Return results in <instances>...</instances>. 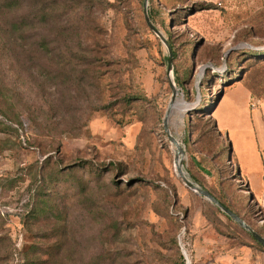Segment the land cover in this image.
Returning a JSON list of instances; mask_svg holds the SVG:
<instances>
[{
	"label": "rangeland",
	"instance_id": "rangeland-1",
	"mask_svg": "<svg viewBox=\"0 0 264 264\" xmlns=\"http://www.w3.org/2000/svg\"><path fill=\"white\" fill-rule=\"evenodd\" d=\"M145 2L22 0L24 30L3 40L0 27V120L18 129L0 132L14 142L0 153V264H264L249 253L264 246L178 175L164 126L173 74L184 170L264 236V107L224 94L212 113L242 77L264 89V0H148L171 70ZM215 115L253 201L218 156Z\"/></svg>",
	"mask_w": 264,
	"mask_h": 264
},
{
	"label": "trees",
	"instance_id": "trees-1",
	"mask_svg": "<svg viewBox=\"0 0 264 264\" xmlns=\"http://www.w3.org/2000/svg\"><path fill=\"white\" fill-rule=\"evenodd\" d=\"M21 6H22V0H0V21L2 24V26H0V27H1L2 32H4V36L6 37V38L2 37L3 40H5L7 38H9L11 40L10 37H12V39H14L16 37L15 33L24 30V26L28 22V19L25 20L23 17H21V18L14 17L13 18L15 12H18L21 9ZM35 11L37 13V9ZM2 39H0V42L3 41ZM241 80L243 82V85L251 91L252 95L255 98H264V89L255 90V87L247 80L246 77H244V78L242 77ZM223 88H224V93H225V91L229 87H227V88L223 87ZM223 95H221V90H220L217 100H214L215 106L213 108L212 113L214 112L215 108L217 107V105H218V103H219V101ZM212 117H213L214 128L218 132V134L221 136L223 134V132L219 130L214 116H212ZM190 118L193 121L195 117L192 114L190 116ZM7 129H10L12 132L18 131V129H14L11 125H7V124L5 125L0 120V132H5V131H7ZM226 140H227V138L225 136V144H226ZM225 144H223L219 147L218 156L219 157H226L230 164H232V165L235 164V166H236L235 168H236V172H237V181L241 182L242 185H244L246 187V190H248L247 195L250 198V200L253 201L254 194L250 188V185L247 184V182L243 179L241 172L238 169V165H237L235 158H234L233 149H231V150L228 149L227 156L223 152V149L225 148ZM13 146H14V142H13V144L10 145L9 143L3 141V139H0V153H2L6 149L12 148ZM38 193H41L40 190H38ZM218 199L221 200L220 198H218ZM221 202H223L225 205H227L229 208H231L233 211H235L230 205H228L224 201L221 200ZM32 212L33 213L37 212L36 208L32 209ZM236 213L238 214V212H236ZM247 222L251 226H254L251 221L247 220ZM257 231L259 233H262L261 230H259V229H257ZM254 240L257 242L256 239H254ZM258 245L261 246L260 244H258ZM47 255H48V258H50L52 254L49 253ZM33 259L34 258L30 257V255L26 254V258H25L23 264H34ZM47 259L42 260L40 257H38L37 260H41V262H47Z\"/></svg>",
	"mask_w": 264,
	"mask_h": 264
},
{
	"label": "water",
	"instance_id": "water-1",
	"mask_svg": "<svg viewBox=\"0 0 264 264\" xmlns=\"http://www.w3.org/2000/svg\"><path fill=\"white\" fill-rule=\"evenodd\" d=\"M144 13H145V19L147 24L149 25V27L155 31L165 42V44L168 46L169 48V61H170V70L173 68V58H174V51L172 46L170 45V43L168 42V40H166L163 35L161 34V32L157 29V27L153 24L152 20H151V16L149 14V10H148V0H146L145 2V6H144ZM172 79V86H173V95L172 98L170 100L169 106L167 108L166 114H165V118H164V126H165V130L169 136V138L171 139V141L177 146V150H176V156H175V166H176V170L178 175L182 178H185L186 180V185L194 190L195 192H197L198 194H200L201 196L207 198L208 200H210L213 204H215L216 206H218L226 215H228L230 218H232L234 221H236L240 226H242L243 228H245L248 232L251 233V235L258 241L260 242L263 246H264V236H262L260 233H258L249 223H247L239 214H237L235 211H233L231 208H229L227 205H225L223 202H221L214 194H212L209 190H207L206 188L200 186L199 184H197L196 182H194L193 180H191L186 171L183 168V164H182V159L181 156L184 154L183 148L181 147L179 141L171 134L170 129H169V120H170V116L172 114V110L174 108L175 105V99L177 97L178 94V88L176 86L173 74L171 76ZM224 94V88H222L221 90V95ZM231 144L229 147V150H231Z\"/></svg>",
	"mask_w": 264,
	"mask_h": 264
},
{
	"label": "crops",
	"instance_id": "crops-1",
	"mask_svg": "<svg viewBox=\"0 0 264 264\" xmlns=\"http://www.w3.org/2000/svg\"><path fill=\"white\" fill-rule=\"evenodd\" d=\"M236 86H239V87H242V88H238V90H235V91H232V90H229L231 87H236ZM239 92H240V95H242L240 98H239V96H238V94H239ZM224 94H226V95H228L232 100H234L235 102H241L242 100L244 101V103H245V105H250V108L251 109H255V108H252L251 107V104H252V102H253V100H256L259 104H261L263 107H264V98H255L253 95H252V93H251V91L249 90V89H247L244 85H242L241 83H237V84H234V85H232V86H230L226 91H225V93ZM224 96L225 95H223L222 96V98L220 99V101H219V103H218V105L221 103V101L223 100V98H224ZM218 105H217V107H218ZM216 107V108H217ZM216 108H215V110H216ZM214 110V111H215ZM213 115H214V113H213ZM214 118H215V120H216V122H217V126H218V128H219V130L220 131H222L223 132V134L226 136V138H227V140H226V144L228 143L229 144V146H230V144H231V148L233 147V144L231 143V141H230V139H231V133H230V128L227 126V127H224L223 125H221V123H220V119L215 115L214 116ZM227 130V131H226ZM233 149V151H234V158H235V161H236V163H237V165H238V169H239V171L241 172V175H242V177H243V179L247 182V184H249L250 185V188H251V190H252V187H251V180H250V178L248 177V175L243 171V167H242V163L240 162V160H239V158H238V155H237V152H236V150H235V148L233 147L232 148ZM263 150H264V147L262 148ZM261 170L259 169V171L257 170V172H261V173H263V176H264V162H262V164H261ZM252 192H253V190H252ZM253 194H254V192H253ZM255 195V194H254ZM255 248V247H254ZM251 255L252 254H255V256H257L258 258H261V259H264V252H262V251H257V250H250V252H249Z\"/></svg>",
	"mask_w": 264,
	"mask_h": 264
},
{
	"label": "bare ground",
	"instance_id": "bare-ground-1",
	"mask_svg": "<svg viewBox=\"0 0 264 264\" xmlns=\"http://www.w3.org/2000/svg\"><path fill=\"white\" fill-rule=\"evenodd\" d=\"M181 104H183V99H182L181 97H177V98L175 99V105H174V107H178V106H180ZM176 148H177V147H176ZM182 179H183L184 182L186 183L185 178L182 177Z\"/></svg>",
	"mask_w": 264,
	"mask_h": 264
},
{
	"label": "built area",
	"instance_id": "built-area-1",
	"mask_svg": "<svg viewBox=\"0 0 264 264\" xmlns=\"http://www.w3.org/2000/svg\"><path fill=\"white\" fill-rule=\"evenodd\" d=\"M251 107L255 108L256 107V102H252Z\"/></svg>",
	"mask_w": 264,
	"mask_h": 264
}]
</instances>
